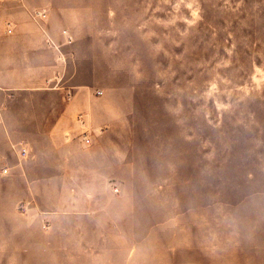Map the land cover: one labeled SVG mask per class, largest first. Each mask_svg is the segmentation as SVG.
<instances>
[{
  "label": "rangeland",
  "instance_id": "1",
  "mask_svg": "<svg viewBox=\"0 0 264 264\" xmlns=\"http://www.w3.org/2000/svg\"><path fill=\"white\" fill-rule=\"evenodd\" d=\"M27 3L60 18L75 82L126 124L95 168L39 170L25 200L0 175V264H264V0ZM7 100L14 118L60 109Z\"/></svg>",
  "mask_w": 264,
  "mask_h": 264
},
{
  "label": "crops",
  "instance_id": "2",
  "mask_svg": "<svg viewBox=\"0 0 264 264\" xmlns=\"http://www.w3.org/2000/svg\"><path fill=\"white\" fill-rule=\"evenodd\" d=\"M35 10L44 11L47 19L34 21L31 13ZM59 20L45 9L31 7L27 0H0V175L13 183L21 200L27 198L30 188L48 185L39 177L58 175L68 162L87 160L81 168H95L97 156L103 154L95 144L98 137L108 140L115 129L126 124L115 119L111 94L100 90L103 94L98 95L94 83L75 82L71 64L77 44L69 30L58 26ZM68 89L73 95L65 102ZM34 93L55 97L60 109L45 111L47 115L40 121L21 114L14 118L7 98ZM15 129L34 131L22 135ZM85 132L92 147L83 142ZM21 148L28 151V158L20 157ZM39 170L43 172L37 178Z\"/></svg>",
  "mask_w": 264,
  "mask_h": 264
},
{
  "label": "built area",
  "instance_id": "3",
  "mask_svg": "<svg viewBox=\"0 0 264 264\" xmlns=\"http://www.w3.org/2000/svg\"><path fill=\"white\" fill-rule=\"evenodd\" d=\"M31 17L34 21L39 22V21L46 20L47 14L44 11L35 10L31 13ZM8 32L11 33V30H9ZM68 41H71V38H68ZM97 94L102 95L103 92L99 91V92H97ZM83 142L87 147H90L92 145V140L86 132L83 134ZM19 155L22 159H26L29 156L28 151L25 148H21ZM3 172L7 173L8 170L5 169Z\"/></svg>",
  "mask_w": 264,
  "mask_h": 264
}]
</instances>
